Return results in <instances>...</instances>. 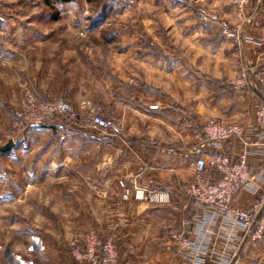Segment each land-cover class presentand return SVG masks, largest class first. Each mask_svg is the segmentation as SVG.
Returning <instances> with one entry per match:
<instances>
[{
    "label": "crops",
    "instance_id": "0c3cea01",
    "mask_svg": "<svg viewBox=\"0 0 264 264\" xmlns=\"http://www.w3.org/2000/svg\"><path fill=\"white\" fill-rule=\"evenodd\" d=\"M200 1L233 23L249 20L244 41L218 40L215 25L198 22L192 10L177 9L167 23L177 48L164 56L116 53L115 60L129 56L133 61L114 62L113 80L97 73L101 81L88 87L97 92L100 110L110 100L123 113L127 128L119 138L110 142L94 132L35 131L10 151H1L0 264H44L41 254L53 262L79 264L70 248L92 229L101 238H115L117 264H198L179 239L204 249L203 264H226L253 239L242 229L230 233V227L220 228L219 218L201 205L193 163L199 156L209 160L219 155L231 163L246 159L255 176L236 194L233 206L259 203L264 125L258 124L257 111L264 101L254 87L240 91L227 82L248 66L264 88V0H257L256 7L251 0L242 10L235 0ZM39 39H18L15 43L29 45L27 60L5 54L2 67L18 63L36 76L49 98L64 93L75 106L83 97L91 99L92 92L78 84L88 69L70 72L63 65L59 72L57 47L48 37ZM62 69H67L65 75ZM4 80L8 83L9 77ZM259 95L264 100L261 91ZM5 107L1 102L0 127L7 124ZM212 126L235 131L223 135ZM203 176L218 181L222 173L208 166ZM120 180L131 189L168 193L169 200L125 199Z\"/></svg>",
    "mask_w": 264,
    "mask_h": 264
},
{
    "label": "rangeland",
    "instance_id": "374dc122",
    "mask_svg": "<svg viewBox=\"0 0 264 264\" xmlns=\"http://www.w3.org/2000/svg\"><path fill=\"white\" fill-rule=\"evenodd\" d=\"M201 2L200 0H0V105L1 102L6 104L5 112L8 119L7 124L0 127V157L1 147L10 139L18 145L28 133L35 131L74 130L91 132L90 134L94 132L101 136L105 135L110 142L119 138L127 128L123 113L119 108H115L110 100L104 101L106 107L100 110L97 107V92H92L94 89L88 86L95 83L97 87V83L101 81L98 74L101 72L106 73L113 80L111 69L114 62L129 64L133 61L129 56L123 57L122 61L115 60L116 53L128 55L137 53L139 56L150 53L164 56L167 50L177 48V44L169 34L171 29L167 26L169 20L176 18L177 9L192 10L191 13L198 22L215 25L216 39H230L240 45L247 34L246 22L249 20L233 23L209 9L206 3ZM250 2L251 0H235V5L242 10ZM256 2L257 0L254 1L255 7ZM225 28L228 32H225ZM44 37L52 39L54 46L57 47L59 72L63 65L70 72L72 68H79V66L88 69L80 76L78 84H85L82 87L92 92L91 99L83 97L80 104L75 106L64 93L55 94L49 98L35 83L36 76L19 68L18 63L15 62L13 67L7 68L9 71L5 66L2 67V56L5 54L17 53L21 60H27L30 54L28 53L29 45L15 43L18 39L21 41L23 38ZM261 65V71L264 74V56ZM243 69L241 76L232 80L233 82H227L228 86L236 87L240 91L254 87L258 92L254 91L257 97L260 101H264L258 95L260 91L264 94L260 80L252 74L248 66ZM62 70L65 75L67 71ZM6 76L9 77L8 83L4 80ZM53 81L55 82L56 79L54 78ZM58 87L60 88L61 85L58 84ZM124 91L129 93L126 88ZM61 100L69 103L74 111L81 115V118L71 119L66 114L55 111L41 122L31 120L37 112L44 114L41 109L46 103H57ZM100 104L103 106L102 103ZM262 106L264 104L259 108ZM93 111L100 112L107 118L121 119L122 131L113 133L94 127L91 124ZM142 128H145L144 123ZM209 166L212 165L209 164ZM205 209L208 210L206 207ZM263 215L264 206L261 208V216ZM93 231L98 234V231L90 230V232ZM87 233L83 238L75 241L70 248L71 254L79 264L81 263L73 254L72 247L84 241ZM251 233V238L255 241L253 239L245 241L240 250L230 256L228 261L226 260V264H236L240 258L249 260L248 264H264V231L258 232L255 226ZM108 237L113 236L100 237V239L103 241ZM116 245L118 247L117 243ZM184 246L189 249L188 255H190L191 246L186 244ZM118 252H120L119 247ZM45 257H47L46 254H41L44 264L53 262ZM56 264L61 263L56 261Z\"/></svg>",
    "mask_w": 264,
    "mask_h": 264
},
{
    "label": "built area",
    "instance_id": "2783aa9c",
    "mask_svg": "<svg viewBox=\"0 0 264 264\" xmlns=\"http://www.w3.org/2000/svg\"><path fill=\"white\" fill-rule=\"evenodd\" d=\"M225 32L228 30L225 28ZM55 111L66 114L71 119H79L81 115L76 113L71 105L65 101L57 103H46L41 109L44 114H37L31 120L41 122L45 117H50ZM34 118V119H33ZM257 121L260 126L264 125V106L260 107L257 112ZM91 124L99 129L120 133L123 128L122 120L119 118H107L100 112L93 111L91 116ZM218 133L223 135L235 131V127H228L220 130L219 127L212 126ZM264 137V133L262 134ZM198 172V178L201 184L196 188L199 202L203 207L215 215L213 218H219L220 228L227 230L230 227V233L237 229H242L246 233H251L256 226L258 232L264 231V215L261 216V208L264 206V190L261 192L259 203L252 208H237L233 206V200L236 194L244 187V185L253 181L255 174L251 170L246 159L242 158L237 162L231 163L227 158L215 155L209 159L203 156L197 157L193 163ZM211 164L220 170L222 178L218 181L206 180L204 173L207 167ZM120 185L125 188L123 197L128 199L134 195L138 199L149 198L154 201L165 202L169 200L168 193H159L145 189H131L127 187L123 180H120ZM186 245L191 246V259L198 264H203L205 259L201 256L204 250L201 246L186 241ZM72 252L77 256L81 264H116L118 261V247L113 237H108L106 240H101L96 232H88L84 241L76 243L72 247ZM51 264H56L52 262Z\"/></svg>",
    "mask_w": 264,
    "mask_h": 264
},
{
    "label": "water",
    "instance_id": "95a60500",
    "mask_svg": "<svg viewBox=\"0 0 264 264\" xmlns=\"http://www.w3.org/2000/svg\"><path fill=\"white\" fill-rule=\"evenodd\" d=\"M16 143L13 139H10L6 144H4L2 147H1V150L3 152H7V151H10L11 149H13L15 147Z\"/></svg>",
    "mask_w": 264,
    "mask_h": 264
},
{
    "label": "trees",
    "instance_id": "16d2710c",
    "mask_svg": "<svg viewBox=\"0 0 264 264\" xmlns=\"http://www.w3.org/2000/svg\"><path fill=\"white\" fill-rule=\"evenodd\" d=\"M254 91H256L257 92V90L256 89H254ZM258 93V92H257ZM259 95V94H258Z\"/></svg>",
    "mask_w": 264,
    "mask_h": 264
}]
</instances>
